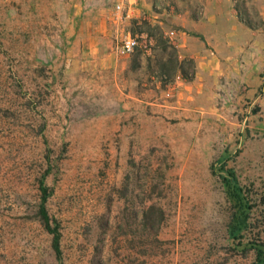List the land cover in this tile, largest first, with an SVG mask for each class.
Instances as JSON below:
<instances>
[{"label": "rangeland", "instance_id": "374dc122", "mask_svg": "<svg viewBox=\"0 0 264 264\" xmlns=\"http://www.w3.org/2000/svg\"><path fill=\"white\" fill-rule=\"evenodd\" d=\"M116 1L0 0V264H57L41 182L64 264H252L264 248V69L258 88L241 71L183 90L202 74L169 28L191 0H139L131 24ZM127 32L140 46L122 56ZM229 171L248 203L237 238Z\"/></svg>", "mask_w": 264, "mask_h": 264}, {"label": "crops", "instance_id": "0c3cea01", "mask_svg": "<svg viewBox=\"0 0 264 264\" xmlns=\"http://www.w3.org/2000/svg\"><path fill=\"white\" fill-rule=\"evenodd\" d=\"M190 3L191 13L174 16L170 20L173 26L169 29L175 34L180 53L196 60V70L202 76H196L194 82H180V87L191 90L192 86L198 88L201 82L204 87L209 78L218 74H221L220 77L227 76V83L240 82L238 73L243 71L249 72L244 75L246 77L257 73L252 83L258 88L261 81L256 77H260L264 69V0H191ZM193 10L195 13H192ZM137 12L138 8H134L129 24L139 22ZM156 16L169 17L170 11L157 13ZM158 22L161 23L160 20ZM244 46H251L254 52H246ZM245 92L246 98L255 94L252 88ZM259 97L256 96V99L260 100Z\"/></svg>", "mask_w": 264, "mask_h": 264}, {"label": "trees", "instance_id": "16d2710c", "mask_svg": "<svg viewBox=\"0 0 264 264\" xmlns=\"http://www.w3.org/2000/svg\"><path fill=\"white\" fill-rule=\"evenodd\" d=\"M230 178L225 179L226 184L230 188V193L234 199H236V204L238 205L237 212H233L231 223L229 224L228 234L231 237L237 238L243 236V230L247 229L249 226L248 221V203L244 200L241 193V189L233 180V172H228ZM235 179V178H234ZM41 191V200L39 203V219L44 227V229L51 235V248L53 250L57 264H64L61 243H60V232L57 227V223L53 222L47 212L45 207V202L47 199V187L41 182L39 185ZM260 245H254L252 248L255 251V258L252 264H264V248H260Z\"/></svg>", "mask_w": 264, "mask_h": 264}, {"label": "built area", "instance_id": "2783aa9c", "mask_svg": "<svg viewBox=\"0 0 264 264\" xmlns=\"http://www.w3.org/2000/svg\"><path fill=\"white\" fill-rule=\"evenodd\" d=\"M139 0H117L114 4V11L116 13H123V18H130L132 11L136 8ZM142 37L143 34H140ZM138 35L127 34V36L116 43V51L119 55H129L136 48L140 46ZM145 50L147 51L149 47L147 44L144 45Z\"/></svg>", "mask_w": 264, "mask_h": 264}]
</instances>
